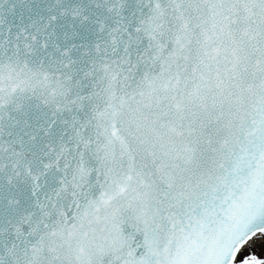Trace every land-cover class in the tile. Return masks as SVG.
<instances>
[{
  "label": "snow or ice",
  "instance_id": "obj_1",
  "mask_svg": "<svg viewBox=\"0 0 264 264\" xmlns=\"http://www.w3.org/2000/svg\"><path fill=\"white\" fill-rule=\"evenodd\" d=\"M260 237L264 0H0V264H264Z\"/></svg>",
  "mask_w": 264,
  "mask_h": 264
},
{
  "label": "rangeland",
  "instance_id": "obj_2",
  "mask_svg": "<svg viewBox=\"0 0 264 264\" xmlns=\"http://www.w3.org/2000/svg\"><path fill=\"white\" fill-rule=\"evenodd\" d=\"M247 251H252L258 258L264 259V237L256 241ZM247 251L245 254H247ZM239 259H243V256H240Z\"/></svg>",
  "mask_w": 264,
  "mask_h": 264
},
{
  "label": "water",
  "instance_id": "obj_3",
  "mask_svg": "<svg viewBox=\"0 0 264 264\" xmlns=\"http://www.w3.org/2000/svg\"><path fill=\"white\" fill-rule=\"evenodd\" d=\"M260 238H261V237H260ZM260 238H259V239H260ZM259 239H258V240H259ZM258 240H256V241H258ZM256 241H254V242L252 243V245H253ZM252 245H251V246H252ZM238 258H239V257H238Z\"/></svg>",
  "mask_w": 264,
  "mask_h": 264
}]
</instances>
